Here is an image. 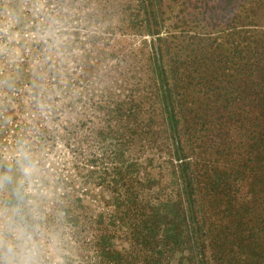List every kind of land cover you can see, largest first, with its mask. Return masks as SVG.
Listing matches in <instances>:
<instances>
[{
  "label": "rangeland",
  "instance_id": "374dc122",
  "mask_svg": "<svg viewBox=\"0 0 264 264\" xmlns=\"http://www.w3.org/2000/svg\"><path fill=\"white\" fill-rule=\"evenodd\" d=\"M157 1L154 9L165 10L158 16L167 58L180 55L179 46L188 54L191 26L166 28L189 19L191 8ZM134 9L142 10L138 0H0V161L24 140L37 165L19 213L8 215L32 234L42 264H96V220L108 222L114 212L117 169L127 179L135 164L129 178L142 182L136 190L150 202L174 191L148 75L153 36L133 29ZM131 125L140 136L147 132L145 141L118 156L112 131ZM3 199L17 203L7 192Z\"/></svg>",
  "mask_w": 264,
  "mask_h": 264
},
{
  "label": "trees",
  "instance_id": "16d2710c",
  "mask_svg": "<svg viewBox=\"0 0 264 264\" xmlns=\"http://www.w3.org/2000/svg\"><path fill=\"white\" fill-rule=\"evenodd\" d=\"M138 3L125 14L153 36L148 75L174 191L150 202L129 178L135 164L127 179L117 169L114 212L96 220V264H264V0H183L190 18L166 29L188 25L194 37L188 54L179 46L170 58L159 35L165 10ZM140 129L112 131L116 155L145 141Z\"/></svg>",
  "mask_w": 264,
  "mask_h": 264
},
{
  "label": "clouds",
  "instance_id": "9594fccd",
  "mask_svg": "<svg viewBox=\"0 0 264 264\" xmlns=\"http://www.w3.org/2000/svg\"><path fill=\"white\" fill-rule=\"evenodd\" d=\"M36 167L24 140L18 142L14 156L0 161V264H42L40 249L32 234L26 228L14 225L12 220V215L19 213L20 203L26 196L25 182L34 175ZM6 192L15 197V205L11 200L3 199ZM34 230L39 232V226L36 225Z\"/></svg>",
  "mask_w": 264,
  "mask_h": 264
}]
</instances>
